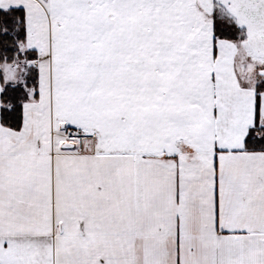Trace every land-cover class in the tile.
I'll return each instance as SVG.
<instances>
[{"label":"snow or ice","instance_id":"1","mask_svg":"<svg viewBox=\"0 0 264 264\" xmlns=\"http://www.w3.org/2000/svg\"><path fill=\"white\" fill-rule=\"evenodd\" d=\"M0 264H264V0H0Z\"/></svg>","mask_w":264,"mask_h":264}]
</instances>
